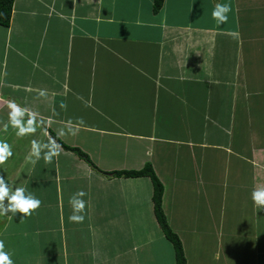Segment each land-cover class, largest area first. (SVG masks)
Listing matches in <instances>:
<instances>
[{
  "label": "crops",
  "instance_id": "0c3cea01",
  "mask_svg": "<svg viewBox=\"0 0 264 264\" xmlns=\"http://www.w3.org/2000/svg\"><path fill=\"white\" fill-rule=\"evenodd\" d=\"M216 4L231 8L224 24L212 18ZM12 101L34 114L24 123L35 131L17 135ZM49 131L101 171L150 163L183 247L185 234L213 231L231 244L212 248L213 264L235 262L236 237L242 264L246 254L264 264V209L251 199L264 187V0H164L156 12L153 0H14L0 26V140L13 151L0 176L42 201L30 216L0 215L15 264H173L150 179L108 178ZM33 141L42 148L35 165ZM50 141L59 155L48 162ZM79 192L82 222L69 219ZM232 203L241 215L226 222Z\"/></svg>",
  "mask_w": 264,
  "mask_h": 264
},
{
  "label": "clouds",
  "instance_id": "9594fccd",
  "mask_svg": "<svg viewBox=\"0 0 264 264\" xmlns=\"http://www.w3.org/2000/svg\"><path fill=\"white\" fill-rule=\"evenodd\" d=\"M231 8L228 4H216L212 9V18L216 20L217 24H224L228 21V13ZM9 121L13 128L17 129V135H24L28 131H35V128L25 126L24 117L29 116L27 125H32L35 120L34 114L27 113V110L14 101L9 102ZM49 150L43 154V158L51 162L54 156L59 155L55 141H50L48 145ZM41 145L33 141L31 156L28 157L30 163L35 165L41 158ZM13 156L11 146L6 142L0 140V164ZM84 193H76L70 198V203L73 207V215L69 217L70 220L82 222L83 215L76 213L82 212L85 202L81 197ZM251 199L257 210L264 209V187H254L251 191ZM5 201L7 203H5ZM42 201L24 186H16L10 183L4 176H0V215L13 218L18 212L23 214V217L30 216L33 211L38 209ZM22 217V218H23ZM0 264H15L13 259V252L6 250L5 241L0 239Z\"/></svg>",
  "mask_w": 264,
  "mask_h": 264
},
{
  "label": "trees",
  "instance_id": "16d2710c",
  "mask_svg": "<svg viewBox=\"0 0 264 264\" xmlns=\"http://www.w3.org/2000/svg\"><path fill=\"white\" fill-rule=\"evenodd\" d=\"M164 0H153V10L158 11ZM14 0H0V26L8 27L11 22L12 7ZM62 146L63 149L75 153L80 159L87 163L94 171L105 175L108 178H138L148 177L152 184L153 213L156 222L163 233L165 239L171 244L173 250V264H186V255L183 247V242L179 236L170 228L165 213L162 208V199L164 187L159 178L156 176L150 163H146L139 170H115L101 171L91 161L87 153L83 152L78 147H71L62 143L54 133L49 131Z\"/></svg>",
  "mask_w": 264,
  "mask_h": 264
},
{
  "label": "rangeland",
  "instance_id": "374dc122",
  "mask_svg": "<svg viewBox=\"0 0 264 264\" xmlns=\"http://www.w3.org/2000/svg\"><path fill=\"white\" fill-rule=\"evenodd\" d=\"M246 192L247 191H245L244 193L246 194ZM232 205H233L232 208H230V206H229L225 210V213L227 215V216H225L226 222H227V220L232 221V218L235 219L237 217H240V215H241L239 212H237L238 207L235 206L233 203H232ZM241 208L243 210V213H245V217L247 220L245 218H243V220L241 219L240 222H241V224H244V223L246 224L247 222H249L248 220L250 217V212L248 210H245L244 206H242ZM17 214L23 215L22 213H19V212ZM253 214L256 217L260 216L254 212H253ZM14 220H16V217ZM223 225L226 226V224H223ZM154 226H155V224H153V222L149 224V227H148L149 229H148L147 234L150 235L153 242H156L157 234L160 231L157 229L158 227H154ZM245 226H248V225H245ZM227 227H228V230H230L232 228V230L230 231V235L233 233L238 235L234 226H227ZM227 227L225 228V231H228ZM227 239H228V237H226V236L222 237L221 235L218 236V235L213 234V231L211 232V235L202 234L201 238L199 240L198 239L193 240L190 238V234H185V236H184L185 246L184 247L186 248V251H187L188 262L190 264H213L214 261L212 259H210L212 257V253H211L212 248L221 249L217 246L223 240V247L228 248V251H229L230 250L229 247H231V244H230V242H227ZM58 242H59V239L57 238L55 241V243H56L55 247L53 246V248H52L53 249V252L51 253L52 257L50 256L52 258V260H54L56 263H59V261H60L58 259ZM234 242L236 244L235 249L232 250L231 252H229V254H227V256L230 257V261H235L232 264H242V262H241L242 256L239 253H243V250L245 248H243V247L239 248L238 247L239 239L237 237L235 238ZM222 250H223V248H222ZM224 251H226V250H224ZM217 255L220 256V254H217ZM227 256H225L223 254V258H225ZM51 258H48V260ZM244 259H245L244 264H253V261L248 254L245 255ZM121 262L122 261H119V264ZM219 263H220V261H218V262L216 261L215 264H219Z\"/></svg>",
  "mask_w": 264,
  "mask_h": 264
}]
</instances>
